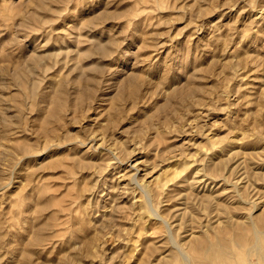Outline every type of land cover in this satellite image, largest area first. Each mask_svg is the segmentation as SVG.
<instances>
[{"label":"rangeland","instance_id":"obj_1","mask_svg":"<svg viewBox=\"0 0 264 264\" xmlns=\"http://www.w3.org/2000/svg\"><path fill=\"white\" fill-rule=\"evenodd\" d=\"M259 215L264 0H0V264H264Z\"/></svg>","mask_w":264,"mask_h":264},{"label":"bare ground","instance_id":"obj_2","mask_svg":"<svg viewBox=\"0 0 264 264\" xmlns=\"http://www.w3.org/2000/svg\"><path fill=\"white\" fill-rule=\"evenodd\" d=\"M135 175V174H134ZM243 178H244V176H243ZM137 179V178H136ZM240 180V179H239ZM141 186V185H140ZM147 191V190H146ZM150 194H151V192H149ZM152 195H153V193H152ZM199 195V194H198ZM210 195V194H209ZM241 195V194H240ZM147 196H149V194L147 195ZM186 196V195H185ZM208 196V195H207ZM222 196V195H221ZM206 197V196H205ZM210 197H213V196H210ZM245 197V196H244ZM149 198V197H148ZM147 198V199H148ZM186 198V197H185ZM211 199V198H210ZM196 200V199H195ZM153 201V200H152ZM213 201V200H212ZM216 202V201H215ZM184 203H186V202H184ZM150 205H151V202H150ZM227 206V205H226ZM226 206L224 205V207L226 208ZM227 207H229V206H227ZM148 208V207H147ZM150 208V207H149ZM216 208H219L218 206L216 207ZM151 210H154V209H151ZM150 210V212H152ZM222 210V209H221ZM228 211V212H227ZM227 211H224V212H226L227 214H226V216L225 217H222V218H225V220H223L222 218H221V216L219 215V216H217L218 217V224L219 223H221V222H223V225H218V224H216L215 225V222H214V225H212L211 224V222L208 224V222L204 225V226H202V225H200V226H198V228L199 227H201V229L200 230H194V231H191L192 233H193V236L192 237H194V235H195V233L197 232V231H201L202 233H204V234H206V235H212V234H216V235H218V236H222V237H225V236H227L229 233H231V232H233V233H235V230L237 229V228H239L240 229V227L242 226V229H244V227H243V225H242V223H240L239 221H234V216H235V210H234V207H233V209L232 208H230L229 207V209L227 210ZM156 212V211H155ZM201 212V211H200ZM219 212V211H218ZM223 212V213H224ZM153 215V214H152ZM216 215H218V214H216ZM156 216V215H155ZM199 218V217H198ZM208 218V217H207ZM162 219V218H161ZM212 219V218H211ZM216 219V218H215ZM221 219V220H220ZM199 220V219H198ZM204 220V219H203ZM220 220V221H219ZM257 220L258 221H264V215H259L258 217H257ZM256 220V221H257ZM205 221H207L206 219H205ZM200 222V221H199ZM243 224H244V222H243ZM253 226H252V229L254 230V232L256 233V235L257 236H259L257 233H259L261 230L260 229H258V227H257V225H256V223L253 221ZM198 225V224H197ZM205 227V228H204ZM250 227V226H249ZM190 228H192V227H190ZM197 229V228H196ZM191 230H193V229H191ZM190 232V234H192ZM262 232V231H261ZM238 234H239V236L237 235V237H241V238H243L242 239V241H244L245 240V233L243 232V230L242 231H240V233L239 232H237ZM255 233L253 234V235H255ZM264 233V232H263ZM186 234V233H185ZM196 236V238H197V235H195ZM235 236V235H234ZM191 237V238H192ZM255 237V239H256V236H254ZM253 237V238H254ZM259 238V237H258ZM257 238V239H258ZM171 239H172V237H171ZM198 239V238H197ZM254 239V240H255ZM175 241V240H174ZM181 242H182V240H180ZM186 241V240H185ZM189 241V240H188ZM256 241V240H255ZM259 241V240H258ZM257 241V242H258ZM190 243V245H194L196 242H194V238H193V240H191V241H189ZM177 243V240H176V242H175V244ZM179 243V242H178ZM177 243V244H178ZM186 243V242H185ZM256 243V242H255ZM255 243L253 244V245H255ZM175 244L173 245V246H175ZM199 244L200 245H203V246H205L206 247V250L207 251H209V250H211V249H213L214 247H215V245L213 244V243H208V242H206V241H202V242H199ZM180 244H178V246H179ZM185 245V244H184ZM256 245H258V244H256ZM259 245H260V243H259ZM172 246V247H173ZM177 246V247H178ZM176 247V248H177ZM185 247H186V245H185ZM189 247V246H188ZM258 246H256L255 248L253 247V249L254 250H256V248H257ZM179 248V247H178ZM261 249V246L260 247H258L257 249L260 251V249ZM175 249V248H174ZM181 249H183L182 251H184V248H181ZM180 249V250H181ZM186 249V248H185ZM179 250V249H178ZM188 250H189V248H188ZM177 251V250H176ZM186 251V250H185ZM179 252V251H178ZM181 252V251H180ZM218 252H220V250L219 249H216L213 253H212V260L214 261V263L213 264H221V263H223L224 262V259L225 258H218L217 257V255H216V253H218ZM188 253V252H187ZM187 253L186 252H182V254H180V255H182L183 256V258H185V259H187ZM163 259L164 257L162 256V257H160L159 259ZM165 258H166V255H165ZM165 258L163 259V260H165ZM161 259V260H162ZM161 260H159L160 262H161ZM162 260V261H163ZM188 260V259H187ZM157 262L156 264H159L160 262ZM164 263L165 262H167V261H163ZM162 263V262H161ZM185 264H189V262H187V263H185ZM196 264H209V261L208 260H204V261H197L196 262Z\"/></svg>","mask_w":264,"mask_h":264}]
</instances>
